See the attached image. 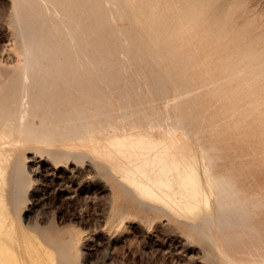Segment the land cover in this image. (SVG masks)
I'll return each mask as SVG.
<instances>
[{
    "label": "bare ground",
    "instance_id": "1",
    "mask_svg": "<svg viewBox=\"0 0 264 264\" xmlns=\"http://www.w3.org/2000/svg\"><path fill=\"white\" fill-rule=\"evenodd\" d=\"M90 16L86 2L79 0H14L22 56L17 66L0 75V264H35L39 255L51 250L32 242L30 226L21 224L28 232L22 233L12 220L18 214L9 215L7 208L9 161L14 159V171L22 177L26 168L20 152L26 150L19 151V146L29 142L51 157L92 158L118 172L119 186L150 207L188 217L204 209L198 219L185 221L211 242L217 232L227 241L258 232L264 194L249 190L229 161L228 133L202 108L206 91L224 94L232 86V73L193 86L188 71L191 52L179 50L163 36L152 52L169 57L173 65L157 77L127 84L114 99L105 87L117 82L101 72L112 65L103 62L102 50L92 48L87 35ZM122 47L133 59L143 53L128 43ZM78 58L82 62L72 61ZM168 78L172 98L167 96ZM17 194L15 199L21 200ZM44 242L57 250L51 264H71L75 259L70 240L49 237Z\"/></svg>",
    "mask_w": 264,
    "mask_h": 264
},
{
    "label": "rangeland",
    "instance_id": "2",
    "mask_svg": "<svg viewBox=\"0 0 264 264\" xmlns=\"http://www.w3.org/2000/svg\"><path fill=\"white\" fill-rule=\"evenodd\" d=\"M79 1L86 2L91 14L87 27L91 47L101 49L103 62L112 65L101 72L117 82L105 87L114 99L127 84L157 77L173 65L169 57L152 52L163 36L179 50L191 52L188 71L193 86L232 73V86L224 94L206 91L202 108L218 129L228 133L229 161L242 173L249 190L264 194V0ZM13 19L14 0H0V75L17 66L22 56ZM127 43L143 53L137 59L125 55L122 45ZM167 84V96L172 98L171 79ZM25 144L30 149L21 144L19 151L26 150L20 158L27 172L18 176L14 159L9 161L7 182L12 173L15 179L6 186L16 190L11 193L6 188L5 196L12 204L6 203L9 215L18 214L12 220L20 231H28L38 248L51 249L38 254L35 264H51L57 254L54 247L44 245L47 242L41 243L49 237L71 241L75 258L71 264H264V207L258 209V232L232 241L217 232L211 242L185 221L198 219L204 209L197 217L196 213L181 217L150 207L119 186L118 172L92 158H55L34 143ZM12 184H19L18 188ZM21 224L30 227L26 231Z\"/></svg>",
    "mask_w": 264,
    "mask_h": 264
}]
</instances>
